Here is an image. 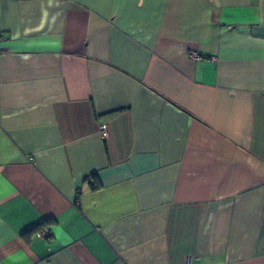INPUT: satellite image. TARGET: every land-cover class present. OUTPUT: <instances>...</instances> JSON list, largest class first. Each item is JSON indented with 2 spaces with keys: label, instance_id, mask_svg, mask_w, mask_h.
<instances>
[{
  "label": "crops",
  "instance_id": "0c3cea01",
  "mask_svg": "<svg viewBox=\"0 0 264 264\" xmlns=\"http://www.w3.org/2000/svg\"><path fill=\"white\" fill-rule=\"evenodd\" d=\"M188 258L264 264V0H0V264Z\"/></svg>",
  "mask_w": 264,
  "mask_h": 264
},
{
  "label": "built area",
  "instance_id": "2783aa9c",
  "mask_svg": "<svg viewBox=\"0 0 264 264\" xmlns=\"http://www.w3.org/2000/svg\"><path fill=\"white\" fill-rule=\"evenodd\" d=\"M189 56L193 60H196L197 58L201 57V55L196 51H192ZM100 136L102 139H105L108 136V131L105 126H102L100 128ZM35 235L39 238H48L50 236V229H38L35 231ZM185 264H193L191 258H188Z\"/></svg>",
  "mask_w": 264,
  "mask_h": 264
}]
</instances>
